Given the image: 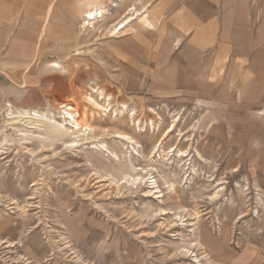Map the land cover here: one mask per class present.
Listing matches in <instances>:
<instances>
[{"label":"rangeland","instance_id":"obj_1","mask_svg":"<svg viewBox=\"0 0 264 264\" xmlns=\"http://www.w3.org/2000/svg\"><path fill=\"white\" fill-rule=\"evenodd\" d=\"M257 111L264 0H0V264H264Z\"/></svg>","mask_w":264,"mask_h":264},{"label":"bare ground","instance_id":"obj_2","mask_svg":"<svg viewBox=\"0 0 264 264\" xmlns=\"http://www.w3.org/2000/svg\"><path fill=\"white\" fill-rule=\"evenodd\" d=\"M133 10L134 13L135 11V8H130V11ZM85 16V20L87 19V22L86 24H91L90 26L94 28V24L99 21V20H102V18H104V15H103V11L101 8L99 7H95V6H92L88 9H85L83 12H82ZM133 13V12H132ZM132 15V14H131ZM87 17V18H86ZM127 20V19H126ZM129 20L127 21H121L122 22V26H125V24L128 22ZM114 30L115 28L113 27L111 30H109L111 33L113 31L114 33ZM117 31V30H116ZM162 77H164V74H162ZM99 95H102V92L100 91L98 93ZM85 99L88 100V102H90L91 104L93 105H96V106H99V103H97L92 97L90 96H85ZM77 104V103H76ZM100 107H102V105H100ZM58 108L62 109L61 113H64V116H61L62 117V121L65 122L66 125H68V128H70L72 130V132L74 133H83L87 130H91V125L89 124L88 122V113H86V111L83 109V110H80L79 107H77V105L75 106H71L69 103H66V102H59L58 103ZM12 113V112H11ZM261 113V112H260ZM133 114V113H132ZM21 116H24V117H28V118H31V119H34V120H41L44 116V112L42 111H37V110H28V109H25L23 110L22 112V115ZM177 121V120H176ZM133 122V121H132ZM135 122V121H134ZM133 122V123H134ZM152 123V122H151ZM174 125V124H173ZM137 126H138V123H137ZM145 126V125H144ZM140 128V127H139ZM142 128V127H141ZM174 128V127H173ZM171 129V128H170ZM167 134V133H166ZM118 136H120L121 138H130V137H127L126 135H123V134H118ZM75 141V138L71 140V142H74ZM182 154V153H181ZM179 155V153H178ZM202 237V236H200ZM203 238V237H202ZM5 243H7L8 245H12L13 243L10 242V241H4ZM198 244L203 248V246H206V243L203 241V242H198ZM205 252V251H204ZM219 260V259H218ZM222 261V260H221ZM29 263V262H28Z\"/></svg>","mask_w":264,"mask_h":264},{"label":"crops","instance_id":"obj_3","mask_svg":"<svg viewBox=\"0 0 264 264\" xmlns=\"http://www.w3.org/2000/svg\"><path fill=\"white\" fill-rule=\"evenodd\" d=\"M257 113L260 114V115H264L263 113H260L259 111H257Z\"/></svg>","mask_w":264,"mask_h":264}]
</instances>
